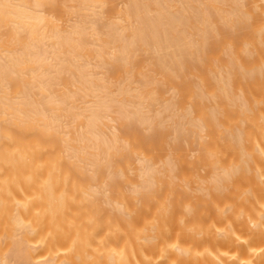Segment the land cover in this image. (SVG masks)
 Returning a JSON list of instances; mask_svg holds the SVG:
<instances>
[{
	"label": "bare ground",
	"instance_id": "bare-ground-1",
	"mask_svg": "<svg viewBox=\"0 0 264 264\" xmlns=\"http://www.w3.org/2000/svg\"><path fill=\"white\" fill-rule=\"evenodd\" d=\"M0 264H264V0H0Z\"/></svg>",
	"mask_w": 264,
	"mask_h": 264
}]
</instances>
